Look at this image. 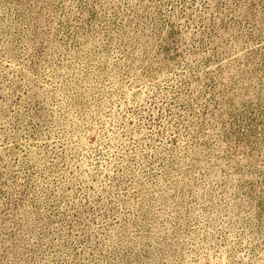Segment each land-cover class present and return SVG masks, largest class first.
Returning a JSON list of instances; mask_svg holds the SVG:
<instances>
[{"label":"rangeland","instance_id":"1","mask_svg":"<svg viewBox=\"0 0 264 264\" xmlns=\"http://www.w3.org/2000/svg\"><path fill=\"white\" fill-rule=\"evenodd\" d=\"M0 264H264V0H0Z\"/></svg>","mask_w":264,"mask_h":264}]
</instances>
